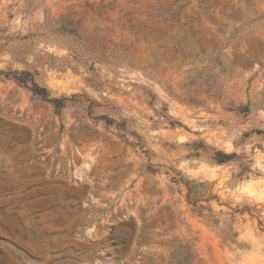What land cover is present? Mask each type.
Masks as SVG:
<instances>
[{
  "label": "rangeland",
  "instance_id": "obj_1",
  "mask_svg": "<svg viewBox=\"0 0 264 264\" xmlns=\"http://www.w3.org/2000/svg\"><path fill=\"white\" fill-rule=\"evenodd\" d=\"M0 264H264V0H0Z\"/></svg>",
  "mask_w": 264,
  "mask_h": 264
},
{
  "label": "trees",
  "instance_id": "obj_2",
  "mask_svg": "<svg viewBox=\"0 0 264 264\" xmlns=\"http://www.w3.org/2000/svg\"><path fill=\"white\" fill-rule=\"evenodd\" d=\"M36 90L40 91L41 87H36ZM217 154L219 155L218 162L224 163L232 159L234 153H227L224 151H218Z\"/></svg>",
  "mask_w": 264,
  "mask_h": 264
}]
</instances>
